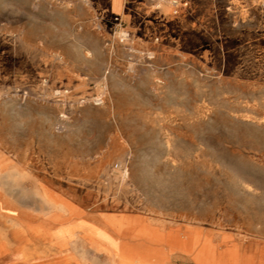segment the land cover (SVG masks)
Listing matches in <instances>:
<instances>
[{
    "label": "rangeland",
    "instance_id": "rangeland-1",
    "mask_svg": "<svg viewBox=\"0 0 264 264\" xmlns=\"http://www.w3.org/2000/svg\"><path fill=\"white\" fill-rule=\"evenodd\" d=\"M0 170L28 216L46 189L112 245L128 214L264 236V0H0Z\"/></svg>",
    "mask_w": 264,
    "mask_h": 264
},
{
    "label": "crops",
    "instance_id": "crops-1",
    "mask_svg": "<svg viewBox=\"0 0 264 264\" xmlns=\"http://www.w3.org/2000/svg\"><path fill=\"white\" fill-rule=\"evenodd\" d=\"M88 216L107 226L110 232H122L124 228L122 218ZM124 219L125 225L133 226L128 229L131 234L125 235L120 244L127 262L264 264V236L251 234L240 226L224 228L220 224L169 222L133 214L125 215Z\"/></svg>",
    "mask_w": 264,
    "mask_h": 264
},
{
    "label": "bare ground",
    "instance_id": "bare-ground-1",
    "mask_svg": "<svg viewBox=\"0 0 264 264\" xmlns=\"http://www.w3.org/2000/svg\"><path fill=\"white\" fill-rule=\"evenodd\" d=\"M42 190L39 200L36 198L40 201L39 219L23 212V202V206L18 207L0 191V264H79L75 259L78 238L89 242L93 252L111 251L112 264H134L124 260L120 246L110 244L105 228L94 225L89 218L79 223L81 214L74 205ZM42 211L47 213L42 214Z\"/></svg>",
    "mask_w": 264,
    "mask_h": 264
},
{
    "label": "built area",
    "instance_id": "built-area-1",
    "mask_svg": "<svg viewBox=\"0 0 264 264\" xmlns=\"http://www.w3.org/2000/svg\"><path fill=\"white\" fill-rule=\"evenodd\" d=\"M122 35H124V36H122L121 42L124 41L127 38V35L126 34H122Z\"/></svg>",
    "mask_w": 264,
    "mask_h": 264
}]
</instances>
